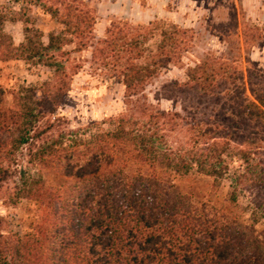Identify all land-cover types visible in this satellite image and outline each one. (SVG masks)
I'll return each mask as SVG.
<instances>
[{
	"label": "trees",
	"instance_id": "obj_1",
	"mask_svg": "<svg viewBox=\"0 0 264 264\" xmlns=\"http://www.w3.org/2000/svg\"><path fill=\"white\" fill-rule=\"evenodd\" d=\"M29 1L63 29L45 43L25 11L0 10V63L23 61L52 73L40 88H20L13 108L3 106L0 90V186L11 180L9 167L22 147L29 148L31 163L58 172L65 183L54 189L40 174L19 173L9 192L12 205L34 203L43 216L25 234L2 231L0 218V264H264V248L240 223L248 212H240V199L247 190L264 189V84L247 88L237 67L209 58L189 68L184 82L172 83L194 96L186 115L144 109L138 117L109 119L75 157L61 136L46 137L54 127L48 117L68 91L59 55L69 54L67 46L87 47L95 17L78 0ZM8 21L23 24L19 45L4 30ZM148 29L140 34L111 23L93 53L127 98L181 59L180 28L162 29L154 54L144 47L153 35ZM178 133L183 139L174 138ZM233 162L240 166L231 173ZM193 175L212 179L213 189L229 180L225 203L195 202L163 183ZM249 204L258 224L264 199Z\"/></svg>",
	"mask_w": 264,
	"mask_h": 264
},
{
	"label": "rangeland",
	"instance_id": "obj_2",
	"mask_svg": "<svg viewBox=\"0 0 264 264\" xmlns=\"http://www.w3.org/2000/svg\"><path fill=\"white\" fill-rule=\"evenodd\" d=\"M62 1L47 2L56 6ZM78 1L81 2V8L95 17L93 34L85 49L77 52L74 45L67 46L63 52L69 54L59 55L70 79L65 97L57 105L54 115L48 117L54 127L46 135L48 138L61 136L63 146L75 157L79 152H85L87 142L99 132L98 124L109 119L138 117L144 109L185 114L183 109L194 104V96L179 93L172 87V83L184 82L189 68L209 58L237 67L244 76L247 88L264 84V0ZM0 10L8 14L25 11L30 26L43 33L45 43L49 33L63 29L29 0H0ZM118 22L129 24L135 33L140 34L151 26L153 35L144 47L152 54L157 51L162 29L171 31L170 28L176 26L184 32L178 35L182 40L181 59L161 70L132 98L126 97L124 87L112 77L111 68H104L93 57L96 46L104 40L111 23ZM156 25L161 28L156 29ZM4 30L12 37L15 45L23 42L21 22L8 21ZM51 74L47 68L23 61L0 63L3 106L13 108V97L20 88H40L52 79ZM102 127L106 130L108 124ZM181 135L178 133L173 136L180 139ZM30 155L28 147L16 151L15 162H11L9 167L13 176L7 184L0 186L2 231L8 233H28L43 216V211L34 203L20 201L12 205L9 192L20 172L40 174L47 186L54 189L62 188L65 183L58 172L42 170L31 163ZM239 166L238 162L231 163V173ZM135 170L137 167L133 168ZM212 182V179L198 175L168 177L163 181L166 187L172 186L180 194L192 196L195 202H207L218 208L226 201L230 182L224 180L217 189L212 188ZM245 194L240 199V212L248 211L240 214L243 232H253L264 248V220L253 224L249 215L252 211L249 202L264 199V189L247 190Z\"/></svg>",
	"mask_w": 264,
	"mask_h": 264
}]
</instances>
